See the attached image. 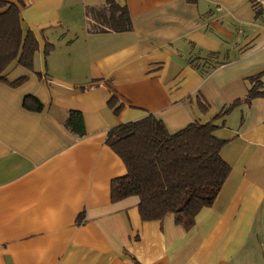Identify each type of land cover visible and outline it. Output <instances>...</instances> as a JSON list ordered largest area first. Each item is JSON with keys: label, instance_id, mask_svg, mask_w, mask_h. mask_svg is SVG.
Listing matches in <instances>:
<instances>
[{"label": "crops", "instance_id": "obj_1", "mask_svg": "<svg viewBox=\"0 0 264 264\" xmlns=\"http://www.w3.org/2000/svg\"><path fill=\"white\" fill-rule=\"evenodd\" d=\"M20 1L38 48L0 82V264H264V0H113L132 24L120 33L86 30L85 8L106 0ZM255 75L262 94L245 102ZM235 101L213 132L228 176L189 229L142 221L135 196L111 201L126 169L109 129L151 115L174 134Z\"/></svg>", "mask_w": 264, "mask_h": 264}, {"label": "trees", "instance_id": "obj_2", "mask_svg": "<svg viewBox=\"0 0 264 264\" xmlns=\"http://www.w3.org/2000/svg\"><path fill=\"white\" fill-rule=\"evenodd\" d=\"M20 5V0H0V82L4 83H7L4 72L14 61L32 70L38 48L33 33L22 30ZM85 18L88 33H120L132 29L126 6L113 0L86 7ZM49 48L46 44L45 55ZM260 77H250L252 86L245 102L262 94L258 91L262 86ZM25 80L23 76L9 85L16 87ZM115 104V97L111 96L107 105L114 112L120 107ZM237 104L235 101L206 123L194 121L174 134L168 133L164 124L151 115L109 129L104 142L126 169L124 176L111 181V201L135 196L142 221H161L172 215L175 224L189 229L198 212L213 204L228 176L229 166L219 154L224 141L217 139L213 132L220 127L215 121ZM199 105L203 110L208 106L205 101H199ZM22 106L33 112L43 108L33 96H25ZM64 126L77 137L85 135L78 111H69Z\"/></svg>", "mask_w": 264, "mask_h": 264}]
</instances>
